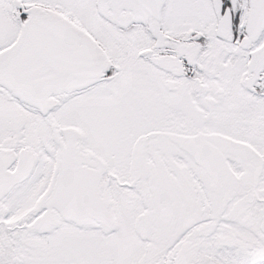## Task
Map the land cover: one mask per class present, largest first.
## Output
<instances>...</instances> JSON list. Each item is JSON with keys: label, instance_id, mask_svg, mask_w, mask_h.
I'll list each match as a JSON object with an SVG mask.
<instances>
[{"label": "snow or ice", "instance_id": "1", "mask_svg": "<svg viewBox=\"0 0 264 264\" xmlns=\"http://www.w3.org/2000/svg\"><path fill=\"white\" fill-rule=\"evenodd\" d=\"M0 264H264V0H0Z\"/></svg>", "mask_w": 264, "mask_h": 264}]
</instances>
